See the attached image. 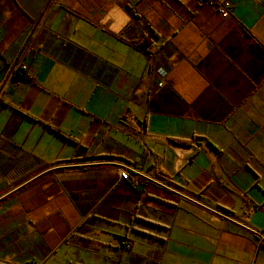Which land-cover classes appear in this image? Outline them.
Returning a JSON list of instances; mask_svg holds the SVG:
<instances>
[{"label":"crops","instance_id":"1","mask_svg":"<svg viewBox=\"0 0 264 264\" xmlns=\"http://www.w3.org/2000/svg\"><path fill=\"white\" fill-rule=\"evenodd\" d=\"M230 2L0 0V264H264V0Z\"/></svg>","mask_w":264,"mask_h":264},{"label":"built area","instance_id":"2","mask_svg":"<svg viewBox=\"0 0 264 264\" xmlns=\"http://www.w3.org/2000/svg\"><path fill=\"white\" fill-rule=\"evenodd\" d=\"M202 2L213 6V8L223 18H229L232 15V7L233 6H232V3L230 2V0H202ZM25 67H26L25 65H21V66L17 67L16 69H12L11 73L14 72V74H15L17 71L24 70ZM156 72L158 74L157 85L159 87H162L165 84V78H166L167 72L163 68H157ZM118 175L121 179H128L130 176L129 168L128 167L121 168L118 172ZM123 246L126 249H128V248H130V243L128 241H125L123 243ZM26 264H39V262H29Z\"/></svg>","mask_w":264,"mask_h":264},{"label":"trees","instance_id":"3","mask_svg":"<svg viewBox=\"0 0 264 264\" xmlns=\"http://www.w3.org/2000/svg\"><path fill=\"white\" fill-rule=\"evenodd\" d=\"M151 35H154L155 36V34L153 33V31H151ZM21 72L22 71H17L15 74H14V78H24L25 76H24V74H21ZM56 133H58V134H60V132L59 131H55ZM61 135V134H60ZM181 143H185L184 141L182 142L181 141Z\"/></svg>","mask_w":264,"mask_h":264}]
</instances>
